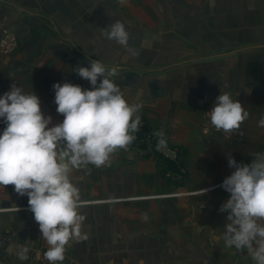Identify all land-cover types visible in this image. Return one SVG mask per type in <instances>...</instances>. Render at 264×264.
I'll list each match as a JSON object with an SVG mask.
<instances>
[{
	"label": "crops",
	"instance_id": "0c3cea01",
	"mask_svg": "<svg viewBox=\"0 0 264 264\" xmlns=\"http://www.w3.org/2000/svg\"><path fill=\"white\" fill-rule=\"evenodd\" d=\"M116 20L133 52L100 35ZM3 29L18 48L0 50V96L13 83L33 91L52 125L63 121L53 84L91 90L73 69L93 60L121 69L114 82L129 103L143 102L127 151L109 165L72 171L87 238L71 242L62 264H255L221 241L228 213L220 207L230 198L222 187L190 198L162 195L175 170L182 186L217 187L235 171L229 155L250 164L251 153L264 152V0H0V36ZM221 92L249 112L228 139L203 130L204 111ZM5 126L0 118V133ZM158 130L167 151L156 150ZM207 218L214 220L206 226ZM21 246L27 260L17 256ZM46 250L28 197L0 186V264H34Z\"/></svg>",
	"mask_w": 264,
	"mask_h": 264
},
{
	"label": "clouds",
	"instance_id": "9594fccd",
	"mask_svg": "<svg viewBox=\"0 0 264 264\" xmlns=\"http://www.w3.org/2000/svg\"><path fill=\"white\" fill-rule=\"evenodd\" d=\"M100 35L133 52L122 21L101 27ZM73 71L92 88L54 83L56 111L63 116L55 125L42 112L40 98L33 91L25 93L13 83L0 96V118L6 125L0 133V186H14L19 196L28 197L29 209L47 244L44 258L48 264H62L71 242L87 238L81 231L86 217L79 211L80 190L72 183V171L89 164L97 168L109 165L114 153L129 149L142 125L143 102L129 103L113 80L121 69L93 60L90 67L77 65ZM207 114L217 131L229 134L249 117L228 92H221ZM258 126L264 127V117ZM154 135L156 150L167 151L164 131ZM250 156L254 157L250 164L228 156V166L235 171L221 185L230 193L220 207V212L228 213L223 240L226 247L246 251L255 264H264V152ZM142 218L147 220V213ZM28 251L21 246L18 258L27 260Z\"/></svg>",
	"mask_w": 264,
	"mask_h": 264
},
{
	"label": "rangeland",
	"instance_id": "374dc122",
	"mask_svg": "<svg viewBox=\"0 0 264 264\" xmlns=\"http://www.w3.org/2000/svg\"><path fill=\"white\" fill-rule=\"evenodd\" d=\"M18 48V42H17V39L15 37V35L7 30V29H3L2 32H1V36H0V50L6 54H10L12 52H14L16 49ZM213 108V107H212ZM212 108H209V109H206L204 111V119L206 120V125L205 127L203 128L204 130V133L206 134H209L210 135H213V134H217V135H223V137L225 139H228L230 137L231 134L229 133H225L223 131H217L210 123V120H209V117H208V114L207 112L211 111ZM175 157H178V155L176 154ZM178 171L175 170L174 173V177H175V184L170 187L171 189L168 190H164V194L162 196L164 197H170L169 199H179L177 197H180V198H190L198 193H203V189H207L206 193H209V194H212V193H215L218 191V189H220L221 186H213V185H209V186H201V187H193V186H190V188L186 187V186H182L181 185V178L183 177L180 173H177ZM163 177L165 178V175L162 174ZM179 183H177V181H179ZM161 196V195H160ZM161 196V197H162ZM173 197V198H171ZM206 204L205 205H202V209L203 210H206L207 209V206ZM202 212V211H201ZM197 220L195 222H193V225H197ZM214 219H211V218H207V222H206V226L213 221ZM190 221V219H189ZM190 223V222H189ZM222 232L225 231L224 228L222 227L221 228ZM222 243H224L225 241L223 240V236H222ZM44 260V254H42V256H40L38 258V260L35 261L34 264H39L40 262H42Z\"/></svg>",
	"mask_w": 264,
	"mask_h": 264
},
{
	"label": "built area",
	"instance_id": "2783aa9c",
	"mask_svg": "<svg viewBox=\"0 0 264 264\" xmlns=\"http://www.w3.org/2000/svg\"><path fill=\"white\" fill-rule=\"evenodd\" d=\"M39 264H48V261L44 258V260L40 262Z\"/></svg>",
	"mask_w": 264,
	"mask_h": 264
}]
</instances>
